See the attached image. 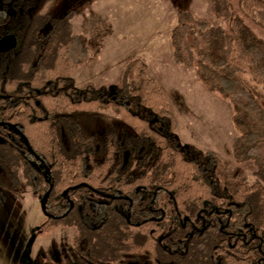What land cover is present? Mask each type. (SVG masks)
I'll use <instances>...</instances> for the list:
<instances>
[{
  "label": "trees",
  "instance_id": "16d2710c",
  "mask_svg": "<svg viewBox=\"0 0 264 264\" xmlns=\"http://www.w3.org/2000/svg\"><path fill=\"white\" fill-rule=\"evenodd\" d=\"M22 2L0 0V37L10 26L18 36L15 48L0 52V214L9 195L21 193L25 180L41 200L50 191V216L41 221L39 236L49 237L60 226L78 230L73 249L58 262L37 259L36 264H115L122 253L144 260L142 264H259L257 246L262 242L264 249V109L257 87L264 89V40L226 0L209 3L210 16L223 25L183 11L170 37L175 63L196 69L208 91L232 104L234 159L238 164L251 162L261 179L250 183L214 151L180 143L179 120L167 91L149 76L142 58L129 61L113 90L95 83L75 87L73 75L86 65L89 54L73 30L74 10L58 18L48 13L25 17ZM10 7L17 8L15 18H23L10 19ZM242 9L264 24V0H242ZM102 111L120 116L131 135L111 136L108 131L85 136L69 117ZM125 151L131 153L128 164ZM44 165L50 175L47 184L42 180ZM110 177L137 178L119 183L124 187L147 186L148 192L158 187L159 195L172 193L179 212L197 211L204 203L214 212L201 233L170 254L172 240L165 228L155 233L123 230L119 215L112 219L103 206L87 205L91 186L101 193H119L102 181ZM184 201L200 205L186 206ZM164 210L177 215L174 206ZM91 220L97 223L94 230L89 229ZM248 230L260 237L248 246L228 233ZM173 232L174 241L189 233L179 227ZM154 236L157 248L151 254Z\"/></svg>",
  "mask_w": 264,
  "mask_h": 264
},
{
  "label": "rangeland",
  "instance_id": "374dc122",
  "mask_svg": "<svg viewBox=\"0 0 264 264\" xmlns=\"http://www.w3.org/2000/svg\"><path fill=\"white\" fill-rule=\"evenodd\" d=\"M211 0H25V17L35 13L52 14L55 18L74 10L73 30L89 54L86 65L73 75V85L87 83L106 85L113 90L126 65L142 58L149 76L168 94L171 111L179 120L176 136L182 145H195L212 150L224 164L248 182L261 181L251 162L238 164L233 155L237 136L232 104L208 91L199 81L196 69L175 63L171 32L179 14L191 12L198 18H209ZM230 10L239 15L264 40V24L248 17L242 0H226ZM17 8L10 7L14 20ZM264 109V89L257 87ZM76 118L87 124L89 132H99L109 124H121L111 111L79 113ZM94 121H97L96 123ZM41 199L23 180L17 197L9 195L0 214V264H36L45 257L51 263L72 247L74 233L62 228L49 237L38 235L42 221Z\"/></svg>",
  "mask_w": 264,
  "mask_h": 264
},
{
  "label": "flooded vegetation",
  "instance_id": "af4514ba",
  "mask_svg": "<svg viewBox=\"0 0 264 264\" xmlns=\"http://www.w3.org/2000/svg\"><path fill=\"white\" fill-rule=\"evenodd\" d=\"M22 1H25V0H22ZM26 7L27 6L24 7V5H20L21 14H22V11L24 13ZM20 17L23 18L22 16H19V18H14V19L21 20ZM13 29L14 27L10 26L9 31H7L5 34H3V36L0 37V52L9 51L15 48L18 36L15 33V31H13ZM77 115H80V114L73 113V114H70L69 117L72 118L75 122H77V124L80 127V130L85 136L106 135L108 131H111V136L114 135V136H119V137L123 134L131 135L132 133V129L128 127L124 123L122 118L116 114L115 116L120 118L122 125L121 124H109L103 130L99 132H92V131L89 132L88 126H86L87 124L79 121L76 118ZM94 122L96 123L97 121H94ZM65 143L68 144L67 139H65ZM130 159H131V153H129V151H125L124 152V163L128 164ZM0 172L1 173L4 172L1 167H0ZM49 176H50L49 172L45 168V165H44L43 176H42V180L44 183L46 184L50 183ZM155 179H153V181H155ZM102 181L108 184L107 188L109 191L111 192L118 191L119 193L118 194L101 193L95 187L91 186L90 187L91 193L88 194L87 205L93 209H96L97 206L98 207L103 206L102 209L105 210V213H106L105 216H109L112 219H114L115 216L119 215L120 217L119 220L121 222V228L123 230H125L126 227H129L131 231L137 232V233H141L143 231H149L151 233H155L159 229V227L165 228L166 231L168 232L167 236L169 235L172 240V243H171L172 251H169L170 254L174 253L173 251L175 247L188 245L190 243V238L194 236V233L196 232L201 233V231H203L205 228L207 217L210 216L214 212L213 209L208 210L205 207V203L201 204V208H199L197 211L194 210L192 212L189 211V212H184V213L179 212L178 202H175L174 195L170 192L159 195L158 187H154L155 189L153 192H148L146 191L148 190L147 186L142 187V186H135L132 184L130 186L124 187L119 184L121 182L134 183L135 181H137V178L110 177V178H104L102 179ZM48 192L50 195V191ZM46 194L42 195V200H41L42 201L41 202L42 222L47 217L50 216V214L47 212V209H46V201L48 199L44 201ZM67 194H68L67 192H64L63 195L67 196ZM187 196H190V195H187ZM160 198H165V200H162ZM182 204L186 206L191 205V204L195 206L198 204L200 205V203L197 201H193L192 203L184 201L182 202ZM70 205H71L70 207L73 208L74 202L70 201ZM173 206L175 207L177 211L176 217H174L172 214H167L164 210L165 207H173ZM215 212L217 213L218 220L220 222L223 221V219H221V212L218 210H216ZM229 216H231V214ZM97 220H99V218H97ZM92 221L94 222V220H91V222ZM96 224L97 223L94 222L92 225L89 226V229L94 230L96 228L95 227ZM178 227L181 230L182 229L188 230L189 233L184 234L183 237H177L176 240L174 241L173 231L175 230V228H178ZM62 228L71 230V232L74 233V236L71 241L72 247L71 249L67 250L65 253L62 254L64 255L73 249V239L77 236L78 230L75 226H60L53 233L59 232V230ZM224 228H225V225L221 226L220 231H223ZM228 233L231 234L232 237H234V239L237 242L242 241L247 246L255 243L254 239L260 238L254 230H248L247 232L238 231V232H228ZM83 246H85V243L83 244ZM257 247H258V252L260 254V256L258 257V263L264 264V249L262 247V242ZM152 248L153 250L151 251V254H154L155 248H157V240L155 239V236L152 242ZM181 255L184 256L186 254L182 253ZM127 257H128V254L122 253V260L115 264H142V262H144V260L139 259V258H133L132 256L131 257L129 256L128 258ZM42 259L47 260L45 257H42ZM102 264H112V263H102ZM170 264H175V261L170 260Z\"/></svg>",
  "mask_w": 264,
  "mask_h": 264
},
{
  "label": "water",
  "instance_id": "95a60500",
  "mask_svg": "<svg viewBox=\"0 0 264 264\" xmlns=\"http://www.w3.org/2000/svg\"><path fill=\"white\" fill-rule=\"evenodd\" d=\"M11 127L14 128V129H16V127H14V126H11ZM21 135L24 137L27 146H28L29 148H31V147H30V143L28 142V140L26 139V137L24 136V134L21 133ZM31 149H32V148H31ZM48 197H49V192L46 194V196H45V198H44V201L47 200Z\"/></svg>",
  "mask_w": 264,
  "mask_h": 264
}]
</instances>
